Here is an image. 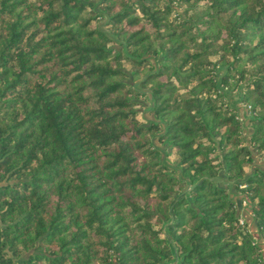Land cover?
<instances>
[{"label": "trees", "instance_id": "obj_1", "mask_svg": "<svg viewBox=\"0 0 264 264\" xmlns=\"http://www.w3.org/2000/svg\"><path fill=\"white\" fill-rule=\"evenodd\" d=\"M165 154L172 264H264V0H0V263L171 261Z\"/></svg>", "mask_w": 264, "mask_h": 264}, {"label": "water", "instance_id": "obj_2", "mask_svg": "<svg viewBox=\"0 0 264 264\" xmlns=\"http://www.w3.org/2000/svg\"><path fill=\"white\" fill-rule=\"evenodd\" d=\"M242 105V104H241ZM243 107H245L244 105H242ZM246 108V107H245ZM247 109V108H246ZM246 112H248V110H245ZM246 116H249L248 114H246ZM258 157L261 159L260 155H258ZM165 162H167L169 164L170 167L172 168H175L178 170V172L176 173V175H178L181 179H183L184 181L187 182L186 186L184 188H182L181 191H179L178 193H176L174 199L172 200L171 204H170V214H171V218L169 220L166 221V223L164 224V232L168 238V241L172 247V250H173V253H174V258L169 261V262H165L164 264H172L174 263L177 259H178V250H177V246L175 244V241L173 239V237L170 235L169 231H168V225L173 221L174 217H175V213H174V206L176 205V203L186 194L188 195L189 199L191 198L190 195H189V191H190V188L193 186L192 185V181L189 179L188 176H182V171H181V168L179 167V165L177 163H174V162H170L169 160H167V155L165 154L164 156V159H163ZM264 161V158L263 160ZM245 177H242V178H238V179H235V180H231L229 179V176L226 172V168L223 167L219 170V172L216 174V175H206V176H203L198 182H201V180L205 179V178H209L215 182H217L220 186H223V187H226L229 189V192H230V195H235L236 197V201H237V204L239 206V209L243 210L245 209V205L246 204H243V198L242 196L244 195L243 193H239L237 192L236 190V183L238 181H244ZM245 215V214H244ZM244 217V216H243ZM245 220V219H244ZM248 227L251 228L252 232H254L253 230V227H252V224L249 223L248 224ZM254 235L256 236V238H260L256 233H254ZM22 264V263H20Z\"/></svg>", "mask_w": 264, "mask_h": 264}, {"label": "rangeland", "instance_id": "obj_3", "mask_svg": "<svg viewBox=\"0 0 264 264\" xmlns=\"http://www.w3.org/2000/svg\"><path fill=\"white\" fill-rule=\"evenodd\" d=\"M250 128V127H249ZM261 157V156H260ZM262 157H264V156H262ZM261 157V158H262ZM170 158H171V155H170ZM173 162V161H172ZM242 192V191H241ZM243 204H247V202L246 201H243ZM17 260V262L15 263V264H20L19 263V260L18 259H16ZM41 262V264H46L47 263V261L44 259V258H41L40 259V261H39V263Z\"/></svg>", "mask_w": 264, "mask_h": 264}, {"label": "flooded vegetation", "instance_id": "obj_4", "mask_svg": "<svg viewBox=\"0 0 264 264\" xmlns=\"http://www.w3.org/2000/svg\"><path fill=\"white\" fill-rule=\"evenodd\" d=\"M0 264H2V263H0Z\"/></svg>", "mask_w": 264, "mask_h": 264}]
</instances>
